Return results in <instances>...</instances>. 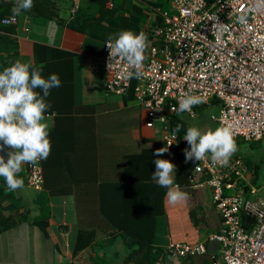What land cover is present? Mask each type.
I'll list each match as a JSON object with an SVG mask.
<instances>
[{
	"label": "built area",
	"instance_id": "2783aa9c",
	"mask_svg": "<svg viewBox=\"0 0 264 264\" xmlns=\"http://www.w3.org/2000/svg\"><path fill=\"white\" fill-rule=\"evenodd\" d=\"M257 3L171 0L172 12L163 15V25L152 29L155 43L145 53L141 79H128L131 69L119 59L108 68L109 49L105 44L107 92L125 96L136 82L135 98L145 112V126L154 130L157 121L161 124V141L165 146L172 144L166 152L170 161H175L177 136L165 127L167 116L177 113L179 100L186 94L204 97L206 103L202 104L217 100L221 107L212 120L218 127L230 126L235 139L264 140V5L258 9ZM241 14L248 16L247 27L237 22ZM12 17L4 18L2 24L19 25L20 18ZM220 23L227 24L228 31L217 40L212 30ZM25 31L29 32V27ZM182 114L190 119L197 116L194 107ZM246 174L247 168L238 157H231L227 166L208 158L194 165L188 175L192 188L210 187L222 228L203 243L170 241L160 261L165 256L205 255L209 252L207 245L216 242L225 264H264V177L260 184L253 185ZM27 183L36 191L44 189L41 162L36 167L29 165ZM261 191L257 200L249 199Z\"/></svg>",
	"mask_w": 264,
	"mask_h": 264
},
{
	"label": "trees",
	"instance_id": "16d2710c",
	"mask_svg": "<svg viewBox=\"0 0 264 264\" xmlns=\"http://www.w3.org/2000/svg\"><path fill=\"white\" fill-rule=\"evenodd\" d=\"M214 1L206 0L208 3ZM14 4L15 0H0V71L19 60L31 63L33 66L39 68L45 78L53 73L58 75L61 84L59 87L51 90L57 93L62 92L60 95L65 97V103L60 108L57 102L50 103L47 97L46 102L51 107L46 111L45 116L54 117V125L49 128V135L51 143L52 141L59 143L60 137L57 135L67 120L65 114L72 115L74 104L76 103L73 71L75 55L37 42L33 43L32 55H24L18 40L19 25L6 26L2 24L4 18L13 16L12 8ZM170 10L171 0H79L78 5L75 4V0H33L31 10L21 13L18 17L20 18L21 15H25L33 25L40 28L46 27L51 22H56L60 26H65L103 45L106 44L110 36H114V34L121 30H132L137 34L143 31L148 36L150 44H154L152 29L163 25L162 14L170 12ZM136 85V82H133L130 91L127 95L123 96L125 102L135 100L134 92ZM217 103L219 102L215 100L210 101L209 104ZM195 122L196 119L191 120L182 114L173 113L167 116V123L165 125L171 133L177 136L176 144L173 147L177 165L174 179L175 183L179 184L181 190L186 193L191 189V182L188 178L190 169L198 161L193 159L186 162L184 149L190 146L183 139L185 132L189 126L203 128L201 125L204 127L209 126V124L212 127L217 125L213 121L212 123L205 122L204 119L197 123ZM85 127V124L78 125L77 123L72 128V132L75 136V147H85V152L81 153L82 155H78V160L84 162L83 164L89 165L88 159L85 156L87 155L88 142L80 143L77 139L79 129ZM178 128L179 131H177ZM65 139L67 137L61 138V141L63 142ZM235 140L238 150L234 156L241 159V155L237 153H240L238 151L242 150L241 144L246 143V141L242 139ZM260 141L262 140L252 142ZM67 144L68 140L65 145ZM163 147L165 145L162 141L154 142L152 146H149L148 140H145V148L140 153L124 156L127 167L124 169L119 181H104L100 184V192L103 187V194L102 192L100 193V211L111 224L113 232L118 234V238L121 237L124 240L126 256L123 262L125 264H160V259L164 255V246L162 244L165 241L158 231V220L164 217L167 220V225L169 223L168 215L170 214L166 199L167 189L158 187L151 178L156 170L154 160H169L166 153L162 156L155 155L157 149ZM77 148L75 150L70 148V151L72 150L71 153L77 152ZM8 151L10 149L5 148L3 152H0V155H3L5 160L8 158ZM251 151L253 150L249 149L243 163L248 173L251 174V179L249 180L254 185L259 181V168L253 159ZM68 152V147L67 151L62 152V154L61 152H57L58 156L61 155L64 158V168L57 165L55 162L57 161V157L55 158V152H52V150L46 160L40 161L44 175V191L39 193L36 198L35 204L41 214L34 218L33 224L43 231V233H46L49 225L48 220L51 212L49 196H63L67 194L69 190H66L65 186H63L64 176L69 174L74 176L77 173V170L67 167L71 164H68V160H65ZM28 172L29 164H25L22 166V171L18 176V178L23 179L24 188L28 186ZM87 172L88 170H80L77 179L72 178V181L79 185L82 180L88 178ZM61 175H63L62 178ZM108 186H112L113 189L110 190L111 192L109 191L110 193L104 194V187ZM18 190L9 191L3 177H0V233L19 226L29 217L31 210L25 204L24 198L18 195ZM114 192L118 195L112 200L111 196ZM69 193H71V190ZM185 220L187 219L185 218ZM112 242L113 240L102 241L98 246L104 249L111 246ZM97 243V231L80 228L75 243L74 255L80 254L89 247L96 246ZM214 257H217V255ZM96 263L111 264L108 255L97 257Z\"/></svg>",
	"mask_w": 264,
	"mask_h": 264
},
{
	"label": "crops",
	"instance_id": "0c3cea01",
	"mask_svg": "<svg viewBox=\"0 0 264 264\" xmlns=\"http://www.w3.org/2000/svg\"><path fill=\"white\" fill-rule=\"evenodd\" d=\"M20 23L23 25L20 26ZM20 23L17 34L24 55H32L33 43L36 42L75 55L73 71L76 103L72 115L65 114L67 120L62 126L61 131L63 132L60 131L57 135L60 137L59 143L52 141V152H55V158L57 157V161H55L57 165L64 168V158L61 155L58 156L57 152L62 154V152L67 151L68 147L69 152L65 160H68V164H71L67 167L77 170V173L74 176L65 175L63 179V186L69 192L71 190V193L68 192L63 196H49L51 212L46 233H43L33 224L34 218L41 213L38 209H32L27 205V200L31 197L34 199H32L33 203H36L37 195L43 192L44 189L36 191L27 186L25 189L29 191L28 194H18L22 198L26 197L24 201L31 212H29L28 219L19 226L0 233V264H97V257L104 255L109 256L111 264H125L123 262L126 256L124 240L121 237L118 238V234L113 232L111 224L100 211V193L103 194V187L100 192V184L104 181H119L124 169L127 167L124 156L140 153L145 148V140H148L149 146H152L154 144L152 137L155 132L145 126V112L136 101V98L125 102L123 96H118L120 97L119 100L97 99L95 97L94 88L97 85L92 81V76L95 68H98L97 60H99V57H96V54L99 55L102 49L101 62L103 64L105 45L94 42L80 33L58 25L56 22H51L42 29L34 30L30 28L29 18L21 15ZM26 27H29V32L25 31ZM49 33H51V38ZM60 93L62 92L57 93L50 90L48 100L50 103L57 102L61 108L65 103V97ZM63 93L65 94V92ZM133 103L139 108L136 113H133L134 106H130ZM132 113L137 115L138 121H135L134 118L136 117H132ZM45 117L49 128L52 127L54 117ZM77 123L86 126L79 129L77 139L80 143L88 142L87 155L85 156L89 165L78 160V155L85 152V147H75L76 141L72 128ZM127 136L130 137L131 142L124 140ZM65 137L67 139L62 142L61 138ZM67 140L68 144L65 145ZM70 148H73V150L77 148V152L71 153ZM171 162L176 165L175 161ZM80 170H88L89 176L78 185L72 181V178L77 179ZM190 170L189 173L192 172L193 168ZM247 178L251 179L250 173L247 174ZM257 184H259V181ZM112 189V186L104 187V194ZM199 191L191 188L187 192V195L198 197L199 200L190 212L177 214L169 212L171 217L174 218L175 225L184 228L189 226L194 229L191 230L193 234L190 233L189 236L194 238L196 244L207 241L211 234L219 232L222 228L221 218L213 201L212 205L216 212L209 213L217 216L218 224L215 225H213L211 217L207 215L208 212L204 210ZM117 195L114 192L111 199L113 200ZM184 205L186 206V201H184ZM170 215H168V219ZM164 220V217L158 220V231L163 234L161 236L165 242L162 245L165 247L170 241H173L171 240L173 237L167 235L165 226L162 227L166 224ZM80 228L97 231L98 243L96 246L89 247L80 254L74 255L75 243ZM209 228H213V231ZM203 229H207L209 232L205 239L201 235ZM187 231L189 230H186L185 233ZM173 239L179 238L175 236ZM111 240L113 242L109 247L101 249V246H98L102 241ZM215 255L217 257H214ZM166 257L163 264H225L220 254H214L210 250L202 256L180 259Z\"/></svg>",
	"mask_w": 264,
	"mask_h": 264
},
{
	"label": "clouds",
	"instance_id": "9594fccd",
	"mask_svg": "<svg viewBox=\"0 0 264 264\" xmlns=\"http://www.w3.org/2000/svg\"><path fill=\"white\" fill-rule=\"evenodd\" d=\"M75 4L78 5L79 0L75 1ZM261 5H264V0H258L257 8L259 9ZM32 7L33 0H15L12 18L30 11ZM171 12L172 6L170 12L165 13ZM237 22L247 27V14L239 15ZM227 31L228 25L220 23L219 25L214 24L212 33L219 40L221 35ZM49 36L51 38V33ZM106 46L109 49L108 68L111 67L114 59H119L131 69L127 73L128 79L143 78L145 53L150 47L146 33L141 31L137 34L132 30H121L108 38ZM60 84L61 81L57 74L53 73L45 78L39 68L19 60L0 71V152H3L5 148L10 149L7 153V160L0 155V177H3L9 191L24 189L23 179L18 178L23 165L29 164L36 167L51 153L52 143L45 117L51 105L46 102V98L50 95V90L59 87ZM202 103H206L204 97L186 94L179 100L177 114L190 113L193 106ZM183 139L190 146L184 149L186 162L193 159L201 162L208 158L212 162L227 166L238 150L235 133L230 126H219L208 130H202L198 126H189ZM171 145L168 143L167 146L157 149L155 155L162 156ZM154 163L156 170L152 174V181L158 187L167 189V201L172 205L186 201L187 193L175 183L176 165L167 159H156ZM165 258L167 257L165 256L159 263L163 264Z\"/></svg>",
	"mask_w": 264,
	"mask_h": 264
},
{
	"label": "rangeland",
	"instance_id": "374dc122",
	"mask_svg": "<svg viewBox=\"0 0 264 264\" xmlns=\"http://www.w3.org/2000/svg\"><path fill=\"white\" fill-rule=\"evenodd\" d=\"M152 15H154V13H152ZM30 24L32 26V27L30 26L31 29H34V30L42 29V28H39V26L33 25L31 22H30ZM22 25L23 24L20 23V26H22ZM102 56H103V54H102V49H101L99 55L96 54V57H99L98 58L99 60H97L98 61V68H95V71H94L93 76H92V81L94 82V84L97 85L94 88L95 89L94 95L97 99L119 100L120 97H118L117 95H114V94H110L106 90L108 76H107V72H106V70H105V68L101 62ZM211 101H215V99L212 98ZM130 106H134L133 113H136L139 110L138 106L134 103L131 104ZM193 107H194V110L196 111V114H197L195 123H197L198 121H201L203 119L205 120V122H211L212 123L211 117L213 115L218 114L220 107H221V104L220 103L211 104V105L210 104H208V105L199 104V105H196ZM133 113H132V117L135 116L136 117V118H134L135 121H138L137 115L136 114L133 115ZM158 117H159V114H158ZM198 117H199V119H198ZM130 118H131V116H130ZM201 127H203V128H201L202 130H208V127H209V129H215L218 126L216 125L215 127H212V125L209 124V126L204 127L201 125ZM154 132L155 133L152 137V141L153 142L160 141L163 137V129H162L161 124L158 121L156 123V127H155ZM238 139H242V138H238ZM124 140L126 142H131V139L129 136L124 138ZM242 140H244V139H242ZM244 141H246V140H244ZM251 142L246 141V143L241 144L242 150L238 151L240 153H237V154L241 155V157H242L241 159L244 160L245 156L249 152V149L253 150L251 152L253 155V159L256 161L257 166L259 168V179L258 180H259V184H260L262 182L263 177H264V140H262L260 142H252V143ZM131 149H133V148H131ZM234 157L235 156L233 155L232 159ZM199 192L201 195V200H203L202 202H203V207H204L205 212H208L207 215L209 217H211V219L213 220V225H215L216 223L218 224L217 216H214L213 214L209 213V212H216V210L214 209V206L212 205V194H211L212 191L210 190V187L207 186L205 189L200 190ZM17 193L20 195H23L24 193L28 194L29 191L24 188L23 190H18ZM231 194H232V192H228V195H231ZM259 196H262V191L259 192V194L257 196L249 197V199L250 200H257L259 198ZM37 197H38V195H37ZM187 197L188 198L186 200V206L184 205V202L176 204L175 206H173V205H170V203H168V201H167L168 212H175L174 214L181 213V212H190V210L196 206V204L198 203L199 200H198V197H194V196H190V195H187ZM24 198H26V197H24ZM32 199L33 198L31 197L27 200V205H29L32 209H38L37 205L35 203H33L34 199L33 200ZM169 217L170 218L168 219V222H169L168 225L166 223L167 220L165 219L164 221L166 224H164L162 227H164V226L166 227L167 235L169 234V236H172L173 238L175 236L177 238H179L178 240H175L173 238L171 240H173V242H175V243L187 242L190 245L196 244L194 238L192 236H189V234L193 232L191 230H194V229L192 227H189V226L184 228L183 226L175 225V221H174L173 217H171V215ZM209 229L212 230L213 228H209ZM186 230H189V231H187V233H185ZM211 230H209V231L211 232ZM186 234H188V236H186ZM208 234H209V232L207 229H203L201 232L203 239L207 238L206 236ZM160 235H163V234L161 233ZM220 256H221V254H220Z\"/></svg>",
	"mask_w": 264,
	"mask_h": 264
},
{
	"label": "water",
	"instance_id": "95a60500",
	"mask_svg": "<svg viewBox=\"0 0 264 264\" xmlns=\"http://www.w3.org/2000/svg\"><path fill=\"white\" fill-rule=\"evenodd\" d=\"M208 249H209L212 253H214V254H217V253H218L216 242H210V243L208 244Z\"/></svg>",
	"mask_w": 264,
	"mask_h": 264
}]
</instances>
